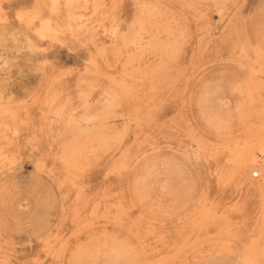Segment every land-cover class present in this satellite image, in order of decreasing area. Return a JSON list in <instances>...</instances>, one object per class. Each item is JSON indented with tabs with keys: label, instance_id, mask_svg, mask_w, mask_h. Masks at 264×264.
<instances>
[{
	"label": "rangeland",
	"instance_id": "1",
	"mask_svg": "<svg viewBox=\"0 0 264 264\" xmlns=\"http://www.w3.org/2000/svg\"><path fill=\"white\" fill-rule=\"evenodd\" d=\"M0 264H264V0H0Z\"/></svg>",
	"mask_w": 264,
	"mask_h": 264
},
{
	"label": "built area",
	"instance_id": "2",
	"mask_svg": "<svg viewBox=\"0 0 264 264\" xmlns=\"http://www.w3.org/2000/svg\"><path fill=\"white\" fill-rule=\"evenodd\" d=\"M256 174H254V176H255Z\"/></svg>",
	"mask_w": 264,
	"mask_h": 264
},
{
	"label": "bare ground",
	"instance_id": "3",
	"mask_svg": "<svg viewBox=\"0 0 264 264\" xmlns=\"http://www.w3.org/2000/svg\"><path fill=\"white\" fill-rule=\"evenodd\" d=\"M256 175H257V173H256Z\"/></svg>",
	"mask_w": 264,
	"mask_h": 264
}]
</instances>
